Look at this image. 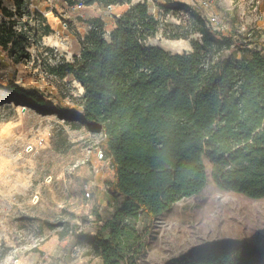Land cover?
Masks as SVG:
<instances>
[{"label":"trees","instance_id":"1","mask_svg":"<svg viewBox=\"0 0 264 264\" xmlns=\"http://www.w3.org/2000/svg\"><path fill=\"white\" fill-rule=\"evenodd\" d=\"M10 1L0 0V50L17 63L30 59L29 48L53 29L34 0ZM64 1L125 8L109 30L99 16L86 19L79 54L47 65L51 76L80 85L77 109L47 107L39 89L0 82V104L56 113L102 134L103 156L112 165L111 213L101 218L94 211L92 234L69 220L47 222L50 228L90 245L102 264H138L152 221L204 188L206 162L219 187L264 198V45L250 47L251 32L233 20L226 32L214 30L195 7L166 0L163 7L187 15L191 29L181 37L199 34L189 40L191 50L172 52L148 43L162 25L149 0ZM163 264H264V235L198 246Z\"/></svg>","mask_w":264,"mask_h":264},{"label":"rangeland","instance_id":"2","mask_svg":"<svg viewBox=\"0 0 264 264\" xmlns=\"http://www.w3.org/2000/svg\"><path fill=\"white\" fill-rule=\"evenodd\" d=\"M157 1L149 0L148 5L162 25L148 43L172 52L191 50L189 40L199 34L181 37L191 29L184 21L187 15L163 7L166 0ZM4 2L11 5L10 0ZM176 2L195 7L204 16L213 12L223 32L233 20L235 28L257 35L250 47L264 45V28L255 24L264 15V0H213L210 9L201 8L199 0H169L168 5ZM32 6L53 31L38 48H29L28 60L15 63L0 50V82L14 80L25 89H39L47 107L77 109L80 85L70 76L61 80L51 76L47 65L71 61L79 54L86 19L99 16L109 30L125 5L78 7L64 0H34ZM101 139L91 127L74 126L56 113L0 104V264H102L90 245L77 243L72 233L60 237L61 227L47 224L69 220L92 234L94 211L101 218L111 213L106 180L112 165L103 156ZM206 172L207 182L199 193L180 199L152 221L138 264H163L198 246L264 235V198L219 187L208 162ZM138 227L143 228V219Z\"/></svg>","mask_w":264,"mask_h":264},{"label":"built area","instance_id":"3","mask_svg":"<svg viewBox=\"0 0 264 264\" xmlns=\"http://www.w3.org/2000/svg\"><path fill=\"white\" fill-rule=\"evenodd\" d=\"M213 0H199V6L204 9H210L212 6ZM80 7L81 4H76ZM204 16V15H203ZM206 18L207 25L214 30H221L222 26H219V20L213 12H210L209 15L204 16Z\"/></svg>","mask_w":264,"mask_h":264},{"label":"crops","instance_id":"4","mask_svg":"<svg viewBox=\"0 0 264 264\" xmlns=\"http://www.w3.org/2000/svg\"><path fill=\"white\" fill-rule=\"evenodd\" d=\"M256 2H259V0H256ZM254 7L256 8L257 6H254ZM255 20H256V18H255ZM255 24H257V28H260L261 26H263V28H264V15H261L260 17H258V20L255 22ZM256 38H257V35L252 34L253 43H254V39H256Z\"/></svg>","mask_w":264,"mask_h":264}]
</instances>
